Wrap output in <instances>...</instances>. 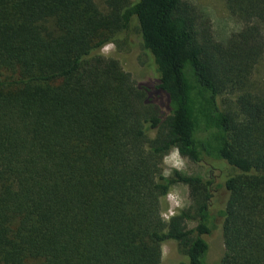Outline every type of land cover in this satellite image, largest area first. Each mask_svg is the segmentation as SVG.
Wrapping results in <instances>:
<instances>
[{"label":"trees","instance_id":"1","mask_svg":"<svg viewBox=\"0 0 264 264\" xmlns=\"http://www.w3.org/2000/svg\"><path fill=\"white\" fill-rule=\"evenodd\" d=\"M224 2L225 44L186 0H0V264H162L168 241L179 264H264V0ZM133 18L166 112L99 53ZM173 150L204 175H166Z\"/></svg>","mask_w":264,"mask_h":264},{"label":"rangeland","instance_id":"2","mask_svg":"<svg viewBox=\"0 0 264 264\" xmlns=\"http://www.w3.org/2000/svg\"><path fill=\"white\" fill-rule=\"evenodd\" d=\"M186 1L192 3L200 12L207 16L216 42L225 44L229 35L241 28L240 23L229 16L224 0ZM95 3L100 10L105 11L104 0H95ZM124 35L126 42L123 47L118 48L114 44H109L103 47L99 53L105 58L117 60L123 71L129 74L136 84L147 88L151 102L156 104L162 112H166V97L155 89L157 84L155 67L149 53L142 48L136 19H132L129 30ZM248 91L264 94V55L252 73ZM163 166L166 175H170L171 171L175 169L185 174L203 176L206 170L204 165L195 164L182 158L176 150L171 151L164 157ZM166 201L168 204L167 209L162 214L165 220L174 215L177 210L189 206L188 187L183 184L172 187ZM217 234L222 243L221 231H217ZM208 239L209 237L206 239L207 242ZM209 243L213 253L216 250V238H210ZM161 261L162 264H179L186 261V259L179 251L177 244L173 241H168L161 246ZM207 264H214V259L208 258Z\"/></svg>","mask_w":264,"mask_h":264}]
</instances>
